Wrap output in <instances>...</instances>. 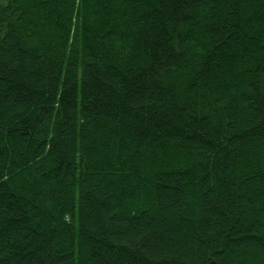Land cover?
Segmentation results:
<instances>
[{"label": "trees", "instance_id": "1", "mask_svg": "<svg viewBox=\"0 0 264 264\" xmlns=\"http://www.w3.org/2000/svg\"><path fill=\"white\" fill-rule=\"evenodd\" d=\"M0 264H264V0H0Z\"/></svg>", "mask_w": 264, "mask_h": 264}]
</instances>
